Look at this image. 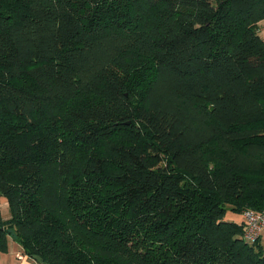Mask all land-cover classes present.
Returning a JSON list of instances; mask_svg holds the SVG:
<instances>
[{
	"label": "trees",
	"instance_id": "trees-1",
	"mask_svg": "<svg viewBox=\"0 0 264 264\" xmlns=\"http://www.w3.org/2000/svg\"><path fill=\"white\" fill-rule=\"evenodd\" d=\"M264 0H0V252L264 264ZM1 204V202H0Z\"/></svg>",
	"mask_w": 264,
	"mask_h": 264
},
{
	"label": "built area",
	"instance_id": "built-area-1",
	"mask_svg": "<svg viewBox=\"0 0 264 264\" xmlns=\"http://www.w3.org/2000/svg\"><path fill=\"white\" fill-rule=\"evenodd\" d=\"M241 214L243 217L242 238L245 242L252 244L260 238L261 231L264 229V197L260 210L244 209Z\"/></svg>",
	"mask_w": 264,
	"mask_h": 264
},
{
	"label": "crops",
	"instance_id": "crops-1",
	"mask_svg": "<svg viewBox=\"0 0 264 264\" xmlns=\"http://www.w3.org/2000/svg\"><path fill=\"white\" fill-rule=\"evenodd\" d=\"M262 21L264 20L258 22V28ZM258 34L261 37L259 32ZM0 264H39V263L34 258H31L28 255H26L22 247L17 242L9 238L7 251L0 252Z\"/></svg>",
	"mask_w": 264,
	"mask_h": 264
},
{
	"label": "rangeland",
	"instance_id": "rangeland-1",
	"mask_svg": "<svg viewBox=\"0 0 264 264\" xmlns=\"http://www.w3.org/2000/svg\"><path fill=\"white\" fill-rule=\"evenodd\" d=\"M258 32L260 33L261 37L264 39V21H262L259 25ZM263 201V200H262ZM1 215L3 218H8L10 216L9 209L7 208V203L5 199H1ZM223 219L226 221H233L238 224H241L243 222V217L240 212L233 211L229 208V205H227ZM259 244L262 246V249L264 250V229L261 231V235L259 238Z\"/></svg>",
	"mask_w": 264,
	"mask_h": 264
},
{
	"label": "water",
	"instance_id": "water-1",
	"mask_svg": "<svg viewBox=\"0 0 264 264\" xmlns=\"http://www.w3.org/2000/svg\"><path fill=\"white\" fill-rule=\"evenodd\" d=\"M33 258L39 263V264H46L42 261V259L38 256H33Z\"/></svg>",
	"mask_w": 264,
	"mask_h": 264
}]
</instances>
